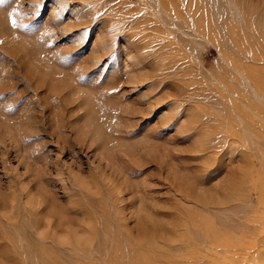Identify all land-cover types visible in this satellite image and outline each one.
<instances>
[{"label": "rangeland", "instance_id": "374dc122", "mask_svg": "<svg viewBox=\"0 0 264 264\" xmlns=\"http://www.w3.org/2000/svg\"><path fill=\"white\" fill-rule=\"evenodd\" d=\"M0 54V264H264V0H9Z\"/></svg>", "mask_w": 264, "mask_h": 264}, {"label": "snow or ice", "instance_id": "6c2138e0", "mask_svg": "<svg viewBox=\"0 0 264 264\" xmlns=\"http://www.w3.org/2000/svg\"><path fill=\"white\" fill-rule=\"evenodd\" d=\"M13 2H15V0H13ZM8 3H9V0H0V5H5ZM46 5H47V3H45L43 5H33L32 6V7H36V8L40 9V11L33 13V15H35L37 17L36 23L41 22V18L44 15L43 9L46 8ZM19 15H20V12L16 8H13L12 11L9 13V20H10L11 27H13V28H25V29H29L30 27H32V25L22 23V22L18 24L16 17ZM25 15H27V14H25ZM44 34L47 35V33H44ZM121 39L123 40V38H121ZM0 55H2V54H0ZM64 59L66 62V58H64Z\"/></svg>", "mask_w": 264, "mask_h": 264}]
</instances>
